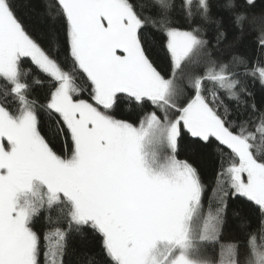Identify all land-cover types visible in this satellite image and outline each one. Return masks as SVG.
I'll list each match as a JSON object with an SVG mask.
<instances>
[{
	"label": "snow or ice",
	"instance_id": "snow-or-ice-1",
	"mask_svg": "<svg viewBox=\"0 0 264 264\" xmlns=\"http://www.w3.org/2000/svg\"><path fill=\"white\" fill-rule=\"evenodd\" d=\"M33 15L0 0V264H72L76 238L107 264H264V7L41 0ZM188 140L226 155L211 186L178 158Z\"/></svg>",
	"mask_w": 264,
	"mask_h": 264
},
{
	"label": "trees",
	"instance_id": "trees-1",
	"mask_svg": "<svg viewBox=\"0 0 264 264\" xmlns=\"http://www.w3.org/2000/svg\"><path fill=\"white\" fill-rule=\"evenodd\" d=\"M16 2L19 7V14L25 19L31 20L34 19V12L39 10L41 0H16ZM257 4L258 7H264V0H257ZM252 40L253 37H246L242 41L239 50L241 52H250ZM63 55L64 53L61 52V56ZM67 66L70 67V62ZM26 67L32 68V65L30 63H26ZM165 67H167L166 62ZM33 71L35 72V69H33ZM37 75L39 74L37 73ZM253 87L257 92L259 91L260 86L258 84L254 85ZM36 95L40 96L41 93L37 91ZM82 95L86 96L87 93H82ZM61 146V143L58 141L57 150H59ZM225 152H227V150H225ZM178 158L189 159L190 162H193L197 167H199L203 173L205 181L209 186L212 185L216 171L220 168L221 164L226 163V155H219L213 148L199 149L191 143V140L182 143L178 152ZM208 195L209 193H206L205 195L206 211L209 204ZM212 205L214 207V201L212 202ZM253 226H255V223ZM225 236L226 238L230 237L243 239V237L236 230V228L232 226L231 222L229 225V229L225 232ZM72 244L74 253L72 256L67 258L72 262V264H85V261L89 256H95L98 261V264H107V259L101 253L99 244L96 241L90 239L76 238L73 240ZM206 253L208 255H214L215 250L212 248H207Z\"/></svg>",
	"mask_w": 264,
	"mask_h": 264
}]
</instances>
